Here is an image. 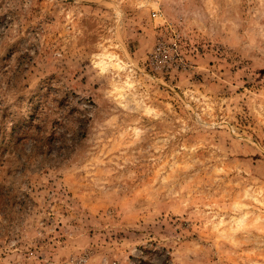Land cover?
<instances>
[{
    "label": "rangeland",
    "instance_id": "rangeland-1",
    "mask_svg": "<svg viewBox=\"0 0 264 264\" xmlns=\"http://www.w3.org/2000/svg\"><path fill=\"white\" fill-rule=\"evenodd\" d=\"M0 264H264V0H0Z\"/></svg>",
    "mask_w": 264,
    "mask_h": 264
},
{
    "label": "bare ground",
    "instance_id": "bare-ground-1",
    "mask_svg": "<svg viewBox=\"0 0 264 264\" xmlns=\"http://www.w3.org/2000/svg\"><path fill=\"white\" fill-rule=\"evenodd\" d=\"M104 57L107 58V59L109 60V62H104V61H102V63H103L104 65H111V64L114 63L115 60H117V57L114 56L113 54L105 55ZM118 65H119V64H118Z\"/></svg>",
    "mask_w": 264,
    "mask_h": 264
},
{
    "label": "built area",
    "instance_id": "built-area-1",
    "mask_svg": "<svg viewBox=\"0 0 264 264\" xmlns=\"http://www.w3.org/2000/svg\"><path fill=\"white\" fill-rule=\"evenodd\" d=\"M154 17L161 18V17H162V15H161L160 13H157V14H155V15H154ZM159 50H160V48H159Z\"/></svg>",
    "mask_w": 264,
    "mask_h": 264
}]
</instances>
